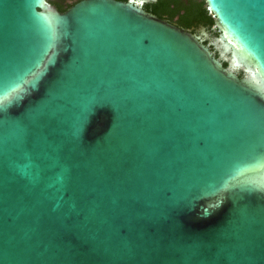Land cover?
<instances>
[{
    "label": "water",
    "instance_id": "95a60500",
    "mask_svg": "<svg viewBox=\"0 0 264 264\" xmlns=\"http://www.w3.org/2000/svg\"><path fill=\"white\" fill-rule=\"evenodd\" d=\"M150 1L0 0V264H264V0Z\"/></svg>",
    "mask_w": 264,
    "mask_h": 264
},
{
    "label": "trees",
    "instance_id": "16d2710c",
    "mask_svg": "<svg viewBox=\"0 0 264 264\" xmlns=\"http://www.w3.org/2000/svg\"><path fill=\"white\" fill-rule=\"evenodd\" d=\"M144 8L159 17L177 18L180 26L198 30L205 27L208 32L218 35L214 27L215 16L208 9L207 0H155L146 2ZM224 65H227L224 61ZM242 76V72H239Z\"/></svg>",
    "mask_w": 264,
    "mask_h": 264
},
{
    "label": "flooded vegetation",
    "instance_id": "af4514ba",
    "mask_svg": "<svg viewBox=\"0 0 264 264\" xmlns=\"http://www.w3.org/2000/svg\"><path fill=\"white\" fill-rule=\"evenodd\" d=\"M48 1H49L51 4H53L54 6H57V8H59L60 10L64 11V10L68 9L69 7L73 6L74 4H76L77 2H79V1H81V0H48ZM121 1H125V0H121ZM161 18H163V19H167L169 22H171V23H173V24H175V25H177V26H180V24H179L177 18L171 19V18H169V17H167V16H165V17H161ZM180 27H182V26H180ZM182 28H183V27H182ZM189 30H191V31L194 32L195 34H199L205 42H208L210 48H211L212 50H214L215 53H217L216 49H214V47L212 46V41H211V39H212L213 37H210V35H209V36L206 35V34L203 32L202 28H201V31H199V29H198V30H193L192 28H190ZM210 34H211V33H210Z\"/></svg>",
    "mask_w": 264,
    "mask_h": 264
},
{
    "label": "rangeland",
    "instance_id": "374dc122",
    "mask_svg": "<svg viewBox=\"0 0 264 264\" xmlns=\"http://www.w3.org/2000/svg\"><path fill=\"white\" fill-rule=\"evenodd\" d=\"M214 36H215L214 34H212V33L210 34V37H214Z\"/></svg>",
    "mask_w": 264,
    "mask_h": 264
}]
</instances>
